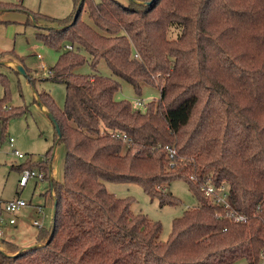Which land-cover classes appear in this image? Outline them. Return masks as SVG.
I'll list each match as a JSON object with an SVG mask.
<instances>
[{"label": "trees", "instance_id": "1", "mask_svg": "<svg viewBox=\"0 0 264 264\" xmlns=\"http://www.w3.org/2000/svg\"><path fill=\"white\" fill-rule=\"evenodd\" d=\"M76 1L65 18L29 12L34 24L50 22L37 37L59 52L46 79L66 85L64 107L49 92L35 96L59 126L64 179L50 176L53 148L45 159L19 165L51 177L45 199L57 207L36 245L15 255L0 252V264H258L264 251V0H83L80 11ZM85 4L94 25L81 17ZM102 59L138 94L144 83H158L160 99L137 109L115 98L117 80L76 72L87 63L95 70ZM0 80L4 136L8 122L29 108L4 107L7 76ZM166 146L177 149L173 164ZM178 179L198 205L173 219L166 242L160 221L133 213L134 197H118L103 182L138 183L163 206L181 203L168 191ZM206 182L221 190L227 185L228 202L246 219L226 216L202 191Z\"/></svg>", "mask_w": 264, "mask_h": 264}, {"label": "rangeland", "instance_id": "2", "mask_svg": "<svg viewBox=\"0 0 264 264\" xmlns=\"http://www.w3.org/2000/svg\"><path fill=\"white\" fill-rule=\"evenodd\" d=\"M99 1V0H96ZM128 4L129 0H120ZM7 5H0V74L7 76L8 103L4 107L28 106L27 113L13 117L7 124L4 136L0 131V201L12 200L21 197L28 205L21 212L15 214L17 225L7 224L4 227L6 239L0 242V252L6 255H15L38 242L36 234L41 227L49 228L53 219V208L46 202L45 192L51 184V177L55 180L64 179V162L66 148L64 143L56 139L55 125L46 109L35 100L36 91L49 92L60 107H64L66 99V85L64 83L47 80L49 69L58 59L59 52L49 44L38 38V33H46L50 22L39 20L32 22L29 12L41 13L56 18H65L73 14L76 0H0ZM87 4L81 17L94 25L86 11ZM29 20V22H28ZM32 20V21H31ZM32 23H31V22ZM178 28L173 27L170 35L176 37ZM4 52V55L1 54ZM89 57V56H88ZM91 59V57H89ZM24 67L26 74L18 73L17 66ZM76 72L83 74H100L111 77L121 84L116 92L117 100L128 99L137 109L145 110L147 103L160 99V89L157 85L144 83L141 94H138L133 85L125 79L115 75L102 59L93 70L90 64L78 68ZM33 79L34 83L30 81ZM6 86L0 80V98L5 95ZM139 102V103H137ZM14 139L11 144L10 138ZM53 148L51 156L50 178L37 180L30 178L25 187L19 186V179L26 169L38 171L36 168L19 169V165L28 159L41 161L46 158L47 151ZM15 150L25 155L19 158ZM109 192L118 197H134L131 205L133 213H145L151 219L160 221L162 231L160 240L166 242L172 231V221L183 214L189 207L198 205L189 184L182 180H174L168 191L181 200L177 205H161L158 199H152L142 185L135 182L103 181ZM225 185L223 191L227 190ZM42 207V210H39ZM5 221L11 218L8 213L2 212ZM37 219L40 225H33ZM15 236L12 238V236ZM10 242L14 248L6 244ZM20 252V251H19ZM240 264H247L245 261Z\"/></svg>", "mask_w": 264, "mask_h": 264}, {"label": "built area", "instance_id": "3", "mask_svg": "<svg viewBox=\"0 0 264 264\" xmlns=\"http://www.w3.org/2000/svg\"><path fill=\"white\" fill-rule=\"evenodd\" d=\"M122 139L123 141H128V137L126 135H123ZM10 142L11 144L14 142V139L12 137L10 138ZM165 149L167 151L168 159L173 164L175 158L178 155L177 149L172 146H166ZM15 154L19 158H25V155L20 153L18 150H15ZM30 178H36L37 180H43L45 178V173L39 170L35 171V170L26 169L20 175V179L18 182L19 186L25 187L27 183L29 182ZM201 189L205 193L206 196L214 198L216 200V203L223 205L224 209L226 210V216H228L229 218H233L236 221H244L246 219L245 215L237 212L235 209L231 207L230 203L227 200L226 191L216 188L210 182L204 183ZM0 204L3 208V211L11 215V218L8 221H5L4 218L2 217V213H0V242H1L3 239H6L4 235V227H6L7 224L15 225L17 223V217L15 216V214L21 212L22 209L28 205V203L21 197H16L12 200H7L5 202L0 201ZM34 224L39 225V222L34 221ZM258 264H264V251L261 254V259Z\"/></svg>", "mask_w": 264, "mask_h": 264}, {"label": "water", "instance_id": "4", "mask_svg": "<svg viewBox=\"0 0 264 264\" xmlns=\"http://www.w3.org/2000/svg\"><path fill=\"white\" fill-rule=\"evenodd\" d=\"M82 2H83V0H80L79 6H78V9H77L78 11H80V8H81V4H82ZM78 11H77V13H76V15H75V18L78 16ZM17 70H18L20 73H22V74H26V71H25L24 67L21 66V65H18V66H17ZM49 115H50V117H51V119H52V121H53V123H54V125H55V128H56L57 132L60 133L59 126H58V124L56 123V120L54 119L53 115H51V114H49ZM56 207H57V201H55V205H54V207H53V216L55 215Z\"/></svg>", "mask_w": 264, "mask_h": 264}, {"label": "crops", "instance_id": "5", "mask_svg": "<svg viewBox=\"0 0 264 264\" xmlns=\"http://www.w3.org/2000/svg\"><path fill=\"white\" fill-rule=\"evenodd\" d=\"M42 108H44V107H42ZM44 109H45V108H44ZM14 198H16V197H14ZM14 198H13V199H14ZM8 200H10V199H8ZM5 201H7V200H5ZM5 201H4V202H5ZM39 210H42V207H41ZM2 212H4V211H3V208H2V206H1V204H0V213H2ZM34 221H38V220L35 219ZM34 221H33V225H34ZM38 222H39V221H38ZM16 225H17V223L15 224V226H16ZM39 225H40V222H39ZM14 237H15V236L13 235L12 238H14Z\"/></svg>", "mask_w": 264, "mask_h": 264}]
</instances>
